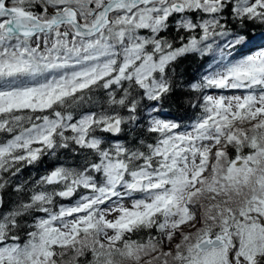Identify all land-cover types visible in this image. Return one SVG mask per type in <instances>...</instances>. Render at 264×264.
Listing matches in <instances>:
<instances>
[{"label":"snow or ice","instance_id":"obj_1","mask_svg":"<svg viewBox=\"0 0 264 264\" xmlns=\"http://www.w3.org/2000/svg\"><path fill=\"white\" fill-rule=\"evenodd\" d=\"M0 264H264V0H0Z\"/></svg>","mask_w":264,"mask_h":264},{"label":"trees","instance_id":"obj_2","mask_svg":"<svg viewBox=\"0 0 264 264\" xmlns=\"http://www.w3.org/2000/svg\"><path fill=\"white\" fill-rule=\"evenodd\" d=\"M202 61L189 56L186 59L181 61V65L184 68L185 73L189 76V78H192L198 74V70L200 69ZM168 107L169 111L172 113L173 116H185L190 115V111L188 113L185 112V109L183 107L178 106L177 102L174 100L171 105H166ZM30 173L29 170L25 171V177H27Z\"/></svg>","mask_w":264,"mask_h":264}]
</instances>
